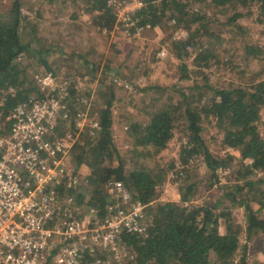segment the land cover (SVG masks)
<instances>
[{
    "label": "rangeland",
    "instance_id": "1",
    "mask_svg": "<svg viewBox=\"0 0 264 264\" xmlns=\"http://www.w3.org/2000/svg\"><path fill=\"white\" fill-rule=\"evenodd\" d=\"M22 4L20 36L23 44L31 48V54L29 56V51L26 50L21 65L28 82L33 85L37 75L50 72L39 61V53L45 55L52 73L57 76V82L71 96L70 118L65 121V130H69L68 135L74 137L73 144L83 142L86 134L92 138L97 136L98 133L92 134L95 132L91 127L92 122H99V112L105 106V96L112 90L113 136L127 163L126 171L142 168L159 176L161 180L160 199L151 206L158 203H181L180 189L197 182L191 198L193 204L223 200L224 207L216 211L217 214L226 206L229 207L233 226L239 232L240 239V249L234 256L233 264H238L245 252L248 264H264V235L248 240L245 208L223 196L233 189V170H219L220 183L214 185L201 157L189 163L181 160L180 153L185 138L181 110H176L175 113L173 139L168 148L159 153L151 148H136L135 138L131 133V126L147 122L154 110L172 106L171 104L177 108V104L182 101L181 94L188 92L195 84L194 81L201 84L204 76L210 79V86L221 88H249L246 85L250 86L263 79L264 17L259 7L237 6V11L243 13L244 17L233 24L231 20L235 11H216L210 7L208 0H191L187 12L191 15L206 14L209 22H203L205 27L202 23L188 27L186 20L167 11L165 21L160 26L148 29L138 37L132 26L122 25L118 30L115 26L112 31L95 26L93 19L96 13L91 12L87 0H58L54 4L44 0H23ZM12 6L13 0H0V22L10 20ZM172 19H176L188 31L186 41L195 34L184 62L189 70L199 68L204 75L194 77L191 81L182 82L179 79L180 60L172 51L173 44L178 43L173 39ZM249 47L254 50L258 47L262 54L256 58L255 53L247 51ZM164 50L166 55L160 56ZM202 52L208 53V68L206 61L198 60ZM196 61H200L198 63L201 67H196ZM108 64L110 72L106 70ZM82 100H87L86 107H82ZM79 112L84 113L86 118L78 117ZM202 128V136L216 156L226 157L232 154L241 158L238 151L227 149L222 144L223 136L215 120H203ZM79 169L88 183V168L83 166ZM180 172H183V177L179 175ZM262 176L260 174L258 177ZM82 194L88 198V189L74 191L73 198L80 203L78 197ZM254 195L257 196L256 202H259V192ZM149 209H145L148 227L152 222V217L148 218ZM224 211L227 212L226 209ZM261 217L264 218V209ZM220 232H226L224 219L220 221ZM122 248L118 253L107 255L104 260L111 264H127L134 252L126 245H122Z\"/></svg>",
    "mask_w": 264,
    "mask_h": 264
},
{
    "label": "trees",
    "instance_id": "2",
    "mask_svg": "<svg viewBox=\"0 0 264 264\" xmlns=\"http://www.w3.org/2000/svg\"><path fill=\"white\" fill-rule=\"evenodd\" d=\"M22 1L13 0L10 20L0 22V95L4 100V112L7 115L15 106L27 100L30 95L38 93L35 83L31 85L23 70L21 60L31 48L23 44L20 36L22 23ZM54 4L58 0H44ZM110 0H87L91 12L96 13L93 23L102 30L112 31L116 25V16ZM191 0H145V7L138 14L142 25L151 28L160 26L167 11L186 20L187 26L199 24L205 27L207 15L187 12ZM216 11H235L232 23L244 17L238 12V7L249 8L257 5L264 17V0H208ZM89 10V9H88ZM211 23V22H210ZM205 29H208L206 27ZM188 41L173 44V53L180 60V81H191L200 77L202 70H189L184 59L187 49L193 42L195 34ZM247 51L258 58L262 52L259 48L249 47ZM36 52V51H33ZM203 56V59L201 58ZM207 52H202L198 60L207 62ZM39 61L51 71V66L44 54L39 53ZM196 61V67H201ZM96 70V67H95ZM110 72L109 64L106 68ZM116 79V78H115ZM209 78L203 77V82L195 83L188 92L181 94L182 101L174 106L156 109L149 115V120L143 124L131 126L136 148H151L159 153L168 148L174 137L176 110L182 111L185 138L180 158L184 163L201 157L211 182H219L218 171L233 170L235 175L233 189L223 194L233 203H240L246 210L247 239L264 235V78L254 84L235 88L213 87L208 84ZM30 83V84H29ZM191 93V94H190ZM113 92L109 90L105 96V106L99 112L101 130L95 138L86 134L83 142H75L71 150L76 168L86 166L88 198L78 197L80 202L98 209L102 214L115 209L113 198L114 182H122L133 198L147 206L152 222L147 232L142 235H125L124 243L134 252L133 261L127 264H233V259L240 249L239 232L233 226L229 207H224V201L215 203L193 204L191 198L196 189V183L184 185L180 189L181 203H158L161 192L159 176L140 168L126 171V162L121 155L113 136ZM203 101V102H202ZM215 120L217 128L223 136L222 144L227 149L238 151L241 158L232 154L226 157L216 156L207 146L202 133V121ZM56 129L57 136L67 138L69 130L67 123L61 121ZM69 129V128H68ZM71 130V129H70ZM246 161L251 163L247 164ZM262 174V177H258ZM183 177V172L179 174ZM256 177H258L256 179ZM211 184V186L213 185ZM259 192L260 201L256 202ZM73 195V191L71 192ZM256 197V198H255ZM88 199V200H87ZM253 202V203H250ZM256 205V207L254 206ZM226 209L227 212L224 211ZM150 219V218H149ZM226 222V232L221 234L220 221ZM247 250V248H245ZM82 264H93L91 256H87ZM238 264H248L246 252Z\"/></svg>",
    "mask_w": 264,
    "mask_h": 264
},
{
    "label": "built area",
    "instance_id": "3",
    "mask_svg": "<svg viewBox=\"0 0 264 264\" xmlns=\"http://www.w3.org/2000/svg\"><path fill=\"white\" fill-rule=\"evenodd\" d=\"M109 7L117 30L132 26L139 37L151 29L138 17L145 0H110ZM172 24L174 41H186L188 31L176 19ZM35 84L38 93L7 115L0 95V264H82L87 256L93 264H111L104 258L123 250L125 235L147 232V206L122 182H114L115 209L105 214L73 198L88 183L73 163L74 137L56 133L70 118L71 96L52 72L37 75ZM91 127L93 135L101 130L97 121Z\"/></svg>",
    "mask_w": 264,
    "mask_h": 264
}]
</instances>
